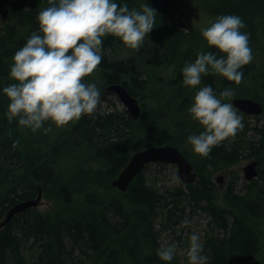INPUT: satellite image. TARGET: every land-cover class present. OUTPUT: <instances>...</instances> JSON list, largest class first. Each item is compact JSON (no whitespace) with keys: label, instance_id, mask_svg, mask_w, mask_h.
<instances>
[{"label":"trees","instance_id":"obj_1","mask_svg":"<svg viewBox=\"0 0 264 264\" xmlns=\"http://www.w3.org/2000/svg\"><path fill=\"white\" fill-rule=\"evenodd\" d=\"M179 1L116 0L121 6L126 3L130 10L134 6L139 9L143 3L158 8L156 22H162L163 33L173 37V48H178L174 37L183 38L184 32L178 25L189 30V33H184L185 37L194 35L191 36L193 41L199 38L197 35L201 30L189 21L180 20V16L176 17ZM192 1L187 0V3ZM6 2L10 12L6 18L9 22L4 27L5 32L0 36V79H8L11 57L26 43L32 32L38 31L37 12L48 6L47 0ZM199 4L201 11L211 16L212 22L221 15L241 17L246 25L241 31L249 34L250 47L264 35V0H200ZM118 40L111 36L104 39L103 61L99 66L104 71L107 85L122 83L136 97L148 85L150 96L162 103L152 110L147 108L146 103L143 104L145 110L137 120H133L131 115L126 117L118 113L83 116L74 123L73 131L66 136L65 141L61 139L54 142L44 139L47 136L41 134L44 129L27 134L19 128L17 121L10 123L5 116L6 121L0 123V221L13 204L34 198L39 186L55 196L67 214L57 212L53 216L50 212H41L31 207L13 216L0 230V264H166L157 256L161 242L156 221L163 209H167V213L161 223L170 224L174 218L179 220L188 205L208 210L224 230L223 235L212 234L206 237L203 244V252L208 254L206 264L252 263L262 248L259 230L264 215V167L258 165L260 181H250L251 186H256L257 195L250 193L249 186L245 193L240 194L234 185H229L224 193L227 206L219 207L214 201L216 185L212 175L227 164L237 161L242 148L248 146L253 154L264 152V124L255 127L261 136L260 140L248 139L245 143L226 140L214 147L208 157L194 159V152L188 149L187 137L193 133L195 125L189 130L183 120L171 125L168 118H165V113L168 117L183 112L189 114L187 109L197 90L183 85L182 68L188 63L182 62L185 54L177 57L176 52L168 53L166 45H152L148 48L143 45L136 55L113 58L110 52ZM195 50L193 48L189 52ZM203 50L217 51L207 46ZM262 52L264 49L256 46L252 55L264 67ZM190 56L191 62H194V56ZM143 64L156 67L146 73L142 70L137 72ZM163 65L167 70L170 67L174 70L178 68L177 77L158 75L160 69L157 68ZM252 67L254 64L242 68L243 79ZM4 84L0 80V86ZM207 84L219 93L234 82L209 75L202 79L201 86ZM262 87L264 89V82ZM159 94H163L165 99L161 100ZM5 100L0 92V109L4 111L0 115L7 112L4 108ZM260 101L264 106V97ZM238 112L239 115L244 114L240 110ZM263 115L255 116L259 119ZM4 124L6 127L2 126ZM107 131H124V138L119 139V142H111L109 138L100 142L97 138L105 136ZM23 133L28 135V151L32 152L30 156L22 150L20 138ZM13 143L17 144L16 148L12 147ZM146 144L178 146L197 169L195 180L190 183L180 181L175 189L161 191L155 182H148L145 166L127 191L105 196L104 191L110 187V179L117 177L132 154L143 149ZM82 146L88 152L78 156L73 148ZM67 155H71L69 165L63 166V159ZM82 159L97 162L99 169L86 167ZM22 160H25V174L17 172L22 169V164L17 167ZM58 168L63 170L59 171ZM6 182L9 184L5 185ZM3 185L6 186L4 193ZM171 203L173 206L168 208ZM23 248L29 250L33 257L29 263Z\"/></svg>","mask_w":264,"mask_h":264},{"label":"clouds","instance_id":"obj_2","mask_svg":"<svg viewBox=\"0 0 264 264\" xmlns=\"http://www.w3.org/2000/svg\"><path fill=\"white\" fill-rule=\"evenodd\" d=\"M47 4L37 12L38 31L32 32L11 57V82L0 86L9 101L8 121L15 120L20 129L32 133L44 129L45 134L53 124L66 128L97 110L101 92L86 78L103 61L104 39L115 37L126 47L139 50L153 31L158 15L149 3L131 10L116 0H47ZM245 27L237 15L216 17L200 31L206 46L217 51L201 50L194 62L182 68L183 85L197 89L187 111L203 129L189 135L187 143L201 157H208L214 147L234 138L243 127L238 110L225 102L234 96V89L226 87L217 93L212 85H201L209 75L237 85L242 82V68L253 60L250 36L241 31ZM190 224L187 218L181 222L184 227ZM202 252L200 236L191 234L184 252L187 264H206ZM176 253L175 243L161 244L157 249L158 258L166 264Z\"/></svg>","mask_w":264,"mask_h":264},{"label":"rangeland","instance_id":"obj_3","mask_svg":"<svg viewBox=\"0 0 264 264\" xmlns=\"http://www.w3.org/2000/svg\"><path fill=\"white\" fill-rule=\"evenodd\" d=\"M140 1L144 2L145 0H140ZM199 1L200 0H193L192 3L191 2L187 3V0H180L177 5L178 11H176V17L180 16L179 17L180 20L189 21L196 28L201 29V28L210 26V23L212 22V18L210 15H208V13H203L201 11L202 9L199 4ZM134 7L136 8L137 6H134ZM154 7H156L155 4H154ZM155 9L157 10V13L159 14L158 8H155ZM170 11L173 12L174 9L171 8ZM9 12H10V9H9ZM157 18H158V15H157ZM8 22L9 21L4 19L0 13V36L5 32L4 27L6 26ZM178 28L184 33H189V30L185 29L183 25H178ZM184 33H183V38L181 39H179L178 37H174V39H176V42L178 43V48L176 47L173 48L172 46V44L174 45L173 37H168L165 33H163V24L162 22L157 21L153 31L148 36L145 37L143 45L146 46L147 48L151 47L152 45L153 46L154 45H159V46L166 45V48H167L166 51H168V53L169 51H172L173 53L176 52L177 57L185 54V57L182 62L189 63L191 62L190 54L194 56L193 57L194 59H196L197 53L205 48L206 41H204L201 35V31L197 35V37L199 38L196 41H193L194 38H191V36H194V35H191L190 37L189 36L185 37ZM21 34L22 33H20L19 35ZM258 43L255 41V44L251 46V49L256 50V46L264 49V35L261 37ZM193 48L196 50L194 52H189V50ZM112 50L113 51L110 52V56L113 58L130 57L138 53V50H134V49H130L126 47L120 40L116 41ZM262 56L264 57V52H262ZM251 64H254V67H252L251 72L246 77H244V79L239 85L234 83V84L226 86L228 88L234 89L235 94L229 101H225V102H230L234 106L233 100H235L236 98H243V97H248L253 100L261 102L260 100H262V97H264V89L262 87V84L264 82V67H262L260 60L255 56H253V60L249 65ZM140 67L141 69L136 70V71L139 72L142 70L143 73L144 72L146 73L147 70L150 71L152 67H156V66L155 65L149 66V65L143 64V65H140ZM157 69H160L158 71V75H163V76L166 75L169 78L170 77L175 78L177 77V74H178V68L174 70L173 67H170L167 70V68H165L163 65ZM0 80L3 81L5 84L11 82L9 79L2 78ZM86 81L95 82L100 92L103 93L100 98V104L97 107V110L95 111L93 116H96L97 114H102V116H105L110 113H118L119 115H125L126 117L128 115H131L130 112L128 111L127 106L122 102L118 94H116L114 91H106L108 85L105 82L106 80L104 78V71H102L100 66H98L97 70L92 74V76L86 78ZM149 88L150 86L147 85L146 88L141 89V91L139 92L140 96L138 97V99L140 100V103H141L140 104L141 112L145 110V107L143 104L146 103L147 108L152 110L155 107L159 106L158 104H160L161 102V101L160 102L157 101L156 98H153V96L152 97L150 96L151 93L149 92L151 90H149L148 92ZM193 97H194V93H193ZM5 98H6L5 100L6 106L4 108L7 109V106H8L7 103L9 102H8L7 97ZM159 98L163 100V98L165 99V96H163V94H159ZM0 112H4V111L0 109ZM263 113L259 115H263ZM238 114L240 113L238 112ZM5 116H6V113L0 115V123L6 121ZM240 116L242 117V124H243L242 129L239 130L238 134L234 138H230L227 141L233 142V141L240 140L243 143H245L246 140L248 139H254L256 141L260 140L261 136L258 134L257 130H255V127L259 125L261 126L262 124H264V115L261 116L259 119L255 115L242 114ZM165 118L166 119L168 118V121L171 125L176 124L180 120H183L185 125L186 126L188 125L189 130H191L192 127L195 125L194 131L193 133H191V135L199 134L203 130L201 126L199 125V123L192 120L191 116L189 114H186V112H183L180 115L171 114L169 115V117H168V114L165 113ZM165 118H164V122H165ZM132 119L137 120L138 118L132 117ZM74 123H77V122L71 123L66 128H57L54 124L51 125L52 130L46 134L47 136L44 139L50 140L51 142H54L56 140H61V139L65 141L66 136L68 137L70 135V132L73 131ZM2 126L6 127V124ZM46 126L47 124L45 125V127ZM181 130L183 131V128H181ZM24 131H26L27 134L32 133L31 130L24 129ZM42 133L45 134L44 131L41 132V134ZM27 134L23 133L21 135L20 140L22 141V150L24 151L25 155L30 156L32 152L28 151V149L30 148V145H29V141L27 140L28 139ZM108 138L110 139L111 142H114V141L119 142L120 141L119 139L124 138V131H121L118 133L117 131H107L105 136L103 137L100 136L97 139H99L100 142H104L103 140L108 139ZM87 144L88 143H84V145H87ZM246 145L247 143L245 144V146ZM150 146H154V145L146 144L144 145V148L146 149ZM155 146H158V145H155ZM188 147H189L188 149L192 151L191 145H189ZM73 151L75 154L80 156L82 154H86L88 152V149L85 146L74 147ZM239 153H240L239 154L240 158L237 161H234L231 164L230 163L227 164L226 166L222 167L221 169H219V171L215 172L212 175V179L216 185V191L214 192L215 193L214 201L218 204L219 207L227 206V202L225 201V198H224V193H225V190H227L229 185H234L237 192H239L240 194L245 193L248 190V186H249L250 193L253 196L257 195L256 186L254 185L251 186L250 181L252 180H247L245 177L244 167L250 162L254 161L255 159L259 160V163H258L259 167H264V152H261L259 154H253V152H251V149L248 148L247 146L245 149L242 148L241 151L239 150ZM75 154H71V155H75ZM71 155H67L64 157L63 162H62L63 166L64 164L66 166L69 165L68 161ZM199 158H201V156L194 154V159H199ZM82 160L84 161V165L86 167H91V169H99L97 162L95 161L88 162L85 159H82ZM24 161L25 160H22L20 164L17 165L18 167L19 165L22 164V169L17 170L18 173L23 172V174H25L26 167L23 168ZM160 163H163V165L159 164V162H156V161H151L146 164L147 168H146L145 174L148 178V182L150 184L155 182L156 186L159 187L161 191H166L167 189L169 190L175 189L176 187L180 185V181H181L179 177V173H178L179 171L178 166L173 163H166V162H160ZM58 170L59 171L63 170V168L61 169L58 168ZM174 177H179V179L175 180ZM115 178L116 177L110 179V182H109L110 187L104 191L105 196H108L109 194L116 195V194H119L120 191L125 192L128 190L127 189L123 191L119 187L114 186L112 184V181ZM259 178L260 177L258 176L257 178H254V180L260 181ZM7 183L9 184V182H6L5 185H7ZM5 185H3V188H2L3 193L6 188ZM40 188L42 189V198L39 200V203L37 205L32 206L34 207L35 210H38L41 212L47 211V212H50L51 215L53 216H56L57 212H60L61 214H67V211L63 208V206L60 205L56 201L55 196L53 195L51 196L50 194L45 192L42 186H39V188H37V190L35 191V195H34L35 198L38 196ZM102 198H106V197L102 196ZM203 204L206 205V202H203ZM172 206H173V203H171L168 206V208ZM29 208L31 207H28L27 209ZM166 213H167V209H163L161 215L158 217L156 221V228L159 229L158 237H159L161 244H172V243L176 244L177 253L170 264H187V259H186L184 252L189 246V237L191 234L193 233L198 234L200 236V242L203 246V244L205 243L206 237L211 236L212 234L223 235L224 233L223 228H221L216 223V221L214 220L213 216L209 213V211L202 207H198L196 205L195 206L188 205L183 213V216L179 218V220H176L174 218L172 219L170 224L164 225V223H161V222L166 219ZM186 218L191 221V224L187 227L181 226V222L185 220ZM260 224L261 225H260L259 231L261 233V241H262L261 253L258 255V257L256 256L257 258H255V260L250 264H264V215L261 217ZM23 254L26 257L25 259L27 263L33 260V257L30 254L29 250H26L25 248H23ZM202 255L207 258L208 254L207 252H202Z\"/></svg>","mask_w":264,"mask_h":264},{"label":"water","instance_id":"obj_4","mask_svg":"<svg viewBox=\"0 0 264 264\" xmlns=\"http://www.w3.org/2000/svg\"><path fill=\"white\" fill-rule=\"evenodd\" d=\"M0 12L4 19L9 15V7L6 0H0ZM106 91H114L119 95L121 100L128 106V110L132 117L138 118L141 114V105L122 83H113L108 85ZM103 93H101L102 95ZM234 104L242 111L248 114H260L263 111L261 102L251 98H236ZM151 161L173 163L178 166L179 177L182 182H193L197 176V170L186 155L176 146L171 144L150 146L142 151L137 152L128 162L124 170L116 177L112 184L125 191L129 188L131 182L136 176L142 172L146 164ZM259 160L255 159L244 167L245 177L247 180H253L259 176L258 169ZM42 198V189L39 194L32 200H25L16 203L6 213V216L0 221V230L18 213L25 211L28 207L35 206Z\"/></svg>","mask_w":264,"mask_h":264},{"label":"bare ground","instance_id":"obj_5","mask_svg":"<svg viewBox=\"0 0 264 264\" xmlns=\"http://www.w3.org/2000/svg\"><path fill=\"white\" fill-rule=\"evenodd\" d=\"M6 4H7V2H6ZM7 6H8V4H7ZM0 13H1V12H0ZM104 53H105V52H104ZM112 60H113V59H112ZM129 91H130V90H129ZM130 93H131L135 98L138 99V97H136L131 91H130ZM247 98H248V97H247ZM138 101H139V99H138ZM122 102H123V101H122ZM123 103H124V102H123ZM139 103H140V101H139ZM233 103H234V100H233ZM124 104H125V103H124ZM140 104H141V103H140ZM261 104H262V102H261ZM125 105H126V104H125ZM262 105H263V104H262ZM126 106H127V105H126ZM234 106L236 107V109L242 111V110H241L240 108H238L235 104H234ZM127 108H128V106H127ZM128 111H129V110H128ZM242 112H243L244 114H246V115H259V114H248V113H245L244 111H242ZM263 112H264V106H263V111H262L261 113H263ZM261 113H260V114H261ZM144 149H145V148L140 149V150L136 151L135 153H133L132 156H131V158H130V160L132 159V157H133L137 152L142 151V150H144ZM130 160H129V161H130ZM127 164H128V163H127ZM127 164H126V165H127ZM126 165H125V167H126ZM125 167H124V168H125ZM124 168L120 171V173L124 170ZM120 173L118 174V176L120 175ZM118 176H117V177H118ZM34 198H35V197H34ZM34 198L26 199V201H27V200H32V199H34ZM22 201H25V200H22ZM20 202H21V201H20ZM17 203H19V202H17ZM15 204H16V203H15ZM15 204H14V205H15ZM14 205H12V206H14ZM12 206H11V207H12ZM11 207H10V208H11ZM10 208H9V209H10ZM9 209H8V210H9ZM85 234H86V233H85Z\"/></svg>","mask_w":264,"mask_h":264}]
</instances>
